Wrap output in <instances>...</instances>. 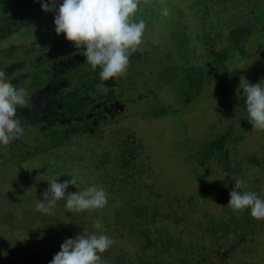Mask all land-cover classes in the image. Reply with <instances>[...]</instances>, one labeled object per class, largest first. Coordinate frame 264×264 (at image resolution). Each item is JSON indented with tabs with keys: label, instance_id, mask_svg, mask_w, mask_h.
Here are the masks:
<instances>
[{
	"label": "rangeland",
	"instance_id": "rangeland-1",
	"mask_svg": "<svg viewBox=\"0 0 264 264\" xmlns=\"http://www.w3.org/2000/svg\"><path fill=\"white\" fill-rule=\"evenodd\" d=\"M9 1L0 0L5 27L0 48L18 47L11 55L24 60L9 74H26L22 81L10 82L39 91L48 84L50 70L60 86L61 75L68 80L70 73L80 74L84 49L55 33L54 13L42 11L41 5L13 11ZM165 7L168 16L162 15ZM134 19L146 24L144 51L130 56L127 72L119 76L122 84L114 77L89 91L97 106L104 105L109 88L123 96L122 104L108 101L111 104L101 109L107 119L97 117L86 132L66 128L55 136L53 123L51 130L43 122L28 123L20 136L23 144L11 147L23 151L24 159L5 160L0 153V264H49L64 240L82 229L113 241L101 254L103 264H148V246L154 255L167 245L176 250L170 261L187 264L186 250L205 247L214 253L217 243L221 252L229 250L224 259L193 258L188 263L264 262V221L252 218L249 209L234 211L227 205L236 178L245 181L241 191L264 199V131L254 130L247 120L239 89L241 77L264 83V0H140ZM234 26L252 27L242 45L245 56L232 58L226 73L207 66L200 91L187 101L183 76L187 71L203 72L207 50L228 47L227 29ZM11 60L2 53L0 70ZM157 107L168 109L167 114L154 116ZM237 123L222 154L202 156L212 139ZM104 154L108 160L101 169L96 165ZM250 155L260 165L248 162ZM73 175L79 177L77 188L70 185L66 193L95 185L108 194L107 205L70 213L62 199L50 214L35 209L50 179L64 182ZM139 208L145 214L136 220ZM97 219L102 229L94 227ZM247 219L256 231L245 230ZM213 223L223 227L218 232L213 225L211 231L218 236L207 231ZM34 250L40 252L37 259L30 257Z\"/></svg>",
	"mask_w": 264,
	"mask_h": 264
},
{
	"label": "clouds",
	"instance_id": "clouds-1",
	"mask_svg": "<svg viewBox=\"0 0 264 264\" xmlns=\"http://www.w3.org/2000/svg\"><path fill=\"white\" fill-rule=\"evenodd\" d=\"M41 10L54 13L57 35L63 34L75 48L84 49L83 56L93 70L99 67V78L108 81L127 72L130 56L144 51L143 34L145 21L134 19L140 0H39ZM147 3V0H145ZM58 5V6H57ZM169 9L162 10L168 16ZM0 70V145H9L23 135L24 125L17 117L18 109L29 105V93L23 87H16L5 78ZM239 89L245 98L247 120L252 128L264 131V83H250L241 77ZM79 177L59 182L50 179L42 198L35 209L50 214L57 202L65 200L66 212L81 213L90 209H102L108 203V194L95 185L67 192L69 186L77 188ZM246 184L242 178L234 180V188L229 192L227 205L234 211L250 210L256 220H264V199L253 191H241ZM94 227L102 229V221L97 219ZM113 241L106 234H89L87 229L74 238L65 239L49 264H103L101 254L110 248Z\"/></svg>",
	"mask_w": 264,
	"mask_h": 264
},
{
	"label": "trees",
	"instance_id": "trees-1",
	"mask_svg": "<svg viewBox=\"0 0 264 264\" xmlns=\"http://www.w3.org/2000/svg\"><path fill=\"white\" fill-rule=\"evenodd\" d=\"M9 2L10 4H12V7L15 8L13 11H19L30 7H38L41 5L39 0H10ZM227 32H228L227 40L229 43L228 47L219 49L217 51L207 50L206 63H204V65L201 67L203 69V72L199 71L194 73L191 71H187L183 76L185 78L187 87L189 89L188 92H184V96H186L187 101L191 100L200 91L201 85L204 83L205 80V73L207 70V66H210V68L213 67L216 71L220 73H226L227 66L230 64L229 61L232 58H236L240 60L242 59L243 56H245V51L242 45L243 42L246 40V38L252 32V27L234 26V27H229L227 29ZM4 35H5V27H3V22L0 20V36H4ZM11 47L13 48L12 50L11 49L5 50L0 48V55H2V53H8L12 57L10 63H4L2 65L3 71H5V73H8V75H10L9 73L19 70L20 66L22 65L21 59L24 60V58H15L14 56H12L11 54L16 52L18 47L16 46H11ZM208 51L210 53H208ZM38 60L43 61L42 57H39ZM84 64H85L84 67H82V69L80 70V74L76 72L70 73L71 79L64 80L65 76L61 75L63 78L61 86L54 84V80H52V77L54 78L56 77V75H54L55 71L50 70L49 81L46 87L42 88L39 91H30V89H26L28 93L31 92L32 101L31 103H29V105L26 108L18 109L17 111V117L23 123L25 131L27 130L28 125L43 122L46 123L48 129L50 130L52 123L56 126L52 130L55 136H58L57 131L63 132L65 131L66 128L67 129L70 128L71 133L72 132L77 133L79 130H83L84 132H86L89 130L90 125L97 120V117L98 119L101 120L107 119L108 117L107 113L101 110L103 109V106L111 104L108 103V101L114 103L120 101L121 103L123 96L109 91L110 90L109 88L106 93L107 96H105L107 97L105 98L107 100L104 101V105L97 106L96 104H94L93 96H90L89 91H91L94 88V85L102 83V81L99 78V72L101 69L97 67L95 70H93L91 66L87 63L86 59L84 60ZM16 72L10 75V78L8 79L5 77L6 80L10 82L12 79H15V82H20L25 78L26 76L25 73L22 74L20 72L18 73ZM86 77L87 79H85ZM119 79L120 77H118V84H122V82ZM72 81L73 83L75 81V84H72ZM22 84L24 83L18 85H22ZM22 87L24 88V86ZM37 99L38 101H35ZM101 102L102 100L97 101V103H101ZM167 112L168 109L164 107H157L152 111V114L154 116H159V115H165L167 114ZM77 120L80 122H78ZM73 123L75 125H73ZM57 125H59L58 128ZM239 125L240 123H237L234 127L231 128L230 131H227L226 133H222L221 135L212 139L210 143L202 149V154H203L202 156L205 158H210V157H216L220 153L222 154V152L227 148V144L231 140L229 139V137L232 138V134H233L232 131H235L236 128L239 127ZM24 130L23 133L25 132ZM43 132H45V130ZM23 142L19 137L7 146L0 145V153L4 155L5 160L6 158L10 159L11 157L24 159L25 156L23 155V151H18L17 149L19 148H11L14 145L18 146L19 144L20 145L23 144ZM1 150H4L5 152H1ZM107 160H108V155L104 154L101 157L100 162L97 163L96 166H98L101 169L104 168V165H106ZM247 161L259 165L261 163L259 162L258 158L255 155H250L247 158ZM234 173H236V171H234ZM259 197L261 198V196ZM144 214L145 213L143 212V210L139 208L137 214L138 216H134V215L133 216L135 217L134 219L137 220L138 217H143ZM214 223L211 226L207 227V231L209 233H214L216 235L218 232L223 230V227L218 228V225L217 224L214 225ZM213 225L216 226L215 228H218V232L211 231V229L214 228ZM243 227H245V230L250 232H252V229H255L253 221L251 219H247L246 224H244ZM261 232H264V229H262ZM218 244L219 243L215 245L217 251L214 253H210V251H208L205 247L204 248L198 247V249L194 251L186 250V252L184 251L185 253L183 254L185 256L184 261L187 264H190L188 262L193 258H195L196 262H202V260L204 262L206 258L211 259L210 257L224 259L226 256H228L229 250H223L221 252ZM148 252L149 255L151 256L146 259L148 264H175L174 261H170V259H174V252L176 253L175 247L173 245H167L165 247V250L163 248V253L157 254L154 252V255H152L148 246ZM200 252H202V254H200ZM29 254L31 258L37 259L40 252L34 250L31 251ZM261 259H264V257H261ZM178 264H182V261H180ZM193 264H198V263H193ZM262 264H264V262H262Z\"/></svg>",
	"mask_w": 264,
	"mask_h": 264
}]
</instances>
